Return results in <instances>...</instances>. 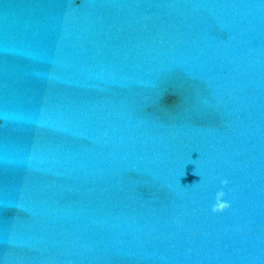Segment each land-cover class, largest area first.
<instances>
[{
    "label": "water",
    "instance_id": "1",
    "mask_svg": "<svg viewBox=\"0 0 264 264\" xmlns=\"http://www.w3.org/2000/svg\"><path fill=\"white\" fill-rule=\"evenodd\" d=\"M0 264H264V0H0Z\"/></svg>",
    "mask_w": 264,
    "mask_h": 264
}]
</instances>
